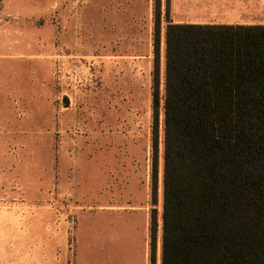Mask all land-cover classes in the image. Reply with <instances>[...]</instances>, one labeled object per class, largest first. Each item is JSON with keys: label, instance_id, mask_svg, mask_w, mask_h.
<instances>
[{"label": "rangeland", "instance_id": "obj_1", "mask_svg": "<svg viewBox=\"0 0 264 264\" xmlns=\"http://www.w3.org/2000/svg\"><path fill=\"white\" fill-rule=\"evenodd\" d=\"M153 4L0 0V264H46L58 258L63 251V214L72 253L76 217L94 213L98 218L101 213L92 208V201L104 190L93 194V189L104 185L99 175L105 172H98L96 165L108 160V141L146 143L150 173L151 77L146 86L143 82L148 61L152 67ZM164 10L160 7L161 14ZM163 27L162 21L161 42ZM117 51L150 52V59L139 65L142 85L134 75L138 66L110 58ZM161 135L159 117L156 264ZM152 209L148 197V221ZM79 222L80 230L85 218ZM99 222L96 234L103 229ZM132 226V232L127 226L122 232L140 261L145 232L139 219ZM82 247L78 245V252Z\"/></svg>", "mask_w": 264, "mask_h": 264}, {"label": "trees", "instance_id": "obj_2", "mask_svg": "<svg viewBox=\"0 0 264 264\" xmlns=\"http://www.w3.org/2000/svg\"><path fill=\"white\" fill-rule=\"evenodd\" d=\"M153 3L149 263L161 117L159 263L264 264V25L173 23Z\"/></svg>", "mask_w": 264, "mask_h": 264}, {"label": "crops", "instance_id": "obj_3", "mask_svg": "<svg viewBox=\"0 0 264 264\" xmlns=\"http://www.w3.org/2000/svg\"><path fill=\"white\" fill-rule=\"evenodd\" d=\"M146 1L147 4H151L153 0ZM160 5L168 6L169 20L173 23L264 25V0H160ZM112 53L114 54H109L110 58L121 60L120 64L122 62L123 65L125 62V64L131 63L133 67L138 66L134 75H137L140 80L137 81V85H142V69L139 65L142 64V60L150 59V52ZM128 59L136 61L127 63L125 60ZM148 68L147 74L144 75V86L151 77L150 61H148ZM128 95H123V98L128 99ZM137 99L134 95V100ZM115 140L108 141L106 162L102 161L96 165V158L91 159L92 167L96 165L99 167L98 172H105L103 177L102 173L99 175L100 181L104 182L103 187L93 189V194L98 190H104L99 193L98 200L92 201V208L101 212L99 217L92 215L94 213L91 216L85 213L76 217L74 246L72 253H69V223L63 214V251L58 258L51 257L46 264H134L135 261L140 264H149V221L148 214L145 212L149 197V174L146 164L148 145L142 142L127 143ZM111 142L113 143L110 144ZM99 147L102 148L98 146V149ZM92 172H96L94 167ZM94 182L96 181L93 180V184ZM137 214L139 217L136 218ZM82 218H85V222L79 230L78 225ZM138 219L145 232L140 261H137L140 257L132 255V243L122 232L124 226L132 232L134 229L132 225ZM98 221H100L99 225L101 224L100 228L103 229L96 234L94 225ZM120 225L122 228L117 230ZM78 245H83L79 248V252Z\"/></svg>", "mask_w": 264, "mask_h": 264}]
</instances>
